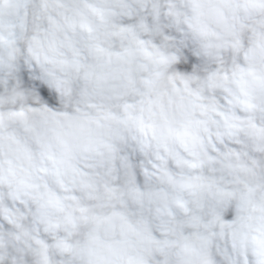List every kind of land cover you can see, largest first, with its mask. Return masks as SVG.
<instances>
[{
  "label": "clouds",
  "instance_id": "1",
  "mask_svg": "<svg viewBox=\"0 0 264 264\" xmlns=\"http://www.w3.org/2000/svg\"><path fill=\"white\" fill-rule=\"evenodd\" d=\"M0 264H264V0H0Z\"/></svg>",
  "mask_w": 264,
  "mask_h": 264
}]
</instances>
